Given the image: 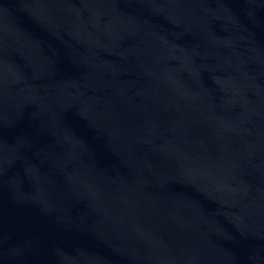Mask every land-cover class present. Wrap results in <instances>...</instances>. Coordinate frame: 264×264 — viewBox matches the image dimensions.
Returning <instances> with one entry per match:
<instances>
[{
  "label": "water",
  "instance_id": "95a60500",
  "mask_svg": "<svg viewBox=\"0 0 264 264\" xmlns=\"http://www.w3.org/2000/svg\"><path fill=\"white\" fill-rule=\"evenodd\" d=\"M0 264H264V0H0Z\"/></svg>",
  "mask_w": 264,
  "mask_h": 264
}]
</instances>
